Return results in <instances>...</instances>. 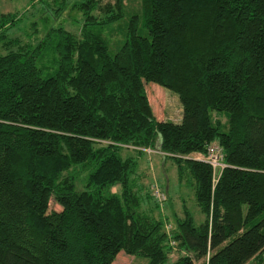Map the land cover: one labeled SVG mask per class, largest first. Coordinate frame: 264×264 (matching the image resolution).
Returning a JSON list of instances; mask_svg holds the SVG:
<instances>
[{
    "label": "trees",
    "instance_id": "1",
    "mask_svg": "<svg viewBox=\"0 0 264 264\" xmlns=\"http://www.w3.org/2000/svg\"><path fill=\"white\" fill-rule=\"evenodd\" d=\"M77 6L81 34L36 45L0 18V264H264V0H141L117 44L123 0ZM147 81L180 96V123L156 119ZM212 144L217 179L196 159ZM146 150L195 186L199 224L141 184Z\"/></svg>",
    "mask_w": 264,
    "mask_h": 264
},
{
    "label": "rangeland",
    "instance_id": "2",
    "mask_svg": "<svg viewBox=\"0 0 264 264\" xmlns=\"http://www.w3.org/2000/svg\"><path fill=\"white\" fill-rule=\"evenodd\" d=\"M69 4L66 11L56 12V8L51 3L47 4L43 0H0V18L3 15H13L18 17V21L11 23V28L6 30L8 38H20L24 42H30L36 45L40 39L54 28H64L67 31L81 34V29L84 25L83 12L78 9L77 2L80 0H68ZM126 6V16L119 20L114 29V41L117 44L118 40H122V36L118 34L123 29L128 30L130 15L138 13L141 0H123ZM102 4L108 2L115 3V0H101ZM123 24V25H122ZM4 31L0 28V32ZM109 32V31H108ZM139 33L143 36L148 35V31L140 27ZM116 50V49H115ZM146 89L150 95L151 104L155 117L158 121L181 122L183 119V104L180 96L161 85L146 82ZM223 123L227 122L224 116H217ZM128 153V152H126ZM130 155L138 157L139 173L142 176L141 184L145 188L147 186L158 187L166 196V200L160 201L163 205L164 215L170 219L172 223L176 218L185 217L188 211L197 219L199 224L200 213L197 206L195 186L189 185L186 181L180 182L178 168L172 159L165 158L158 151L146 150L141 155H136L135 151H130ZM221 170H217L219 176ZM81 189V187L79 188ZM119 188L113 189L114 192H119ZM159 202V199L157 200ZM153 207L152 204H150ZM50 210L60 211L61 207L54 201L50 204ZM168 225L170 223L168 222ZM179 258V253L174 252L171 255L169 264H172ZM149 259L137 257L121 252L117 255L114 264H149ZM248 264H256V260Z\"/></svg>",
    "mask_w": 264,
    "mask_h": 264
},
{
    "label": "built area",
    "instance_id": "3",
    "mask_svg": "<svg viewBox=\"0 0 264 264\" xmlns=\"http://www.w3.org/2000/svg\"><path fill=\"white\" fill-rule=\"evenodd\" d=\"M196 159L210 164L214 169L215 172L214 176L216 179H217V170L218 169L222 170L226 167V165L224 164L223 148L218 144L210 145L207 149L206 155L205 156L198 155L196 156ZM153 195L157 200L159 199V202L161 201L163 203V201L166 200L165 194L156 186L153 187Z\"/></svg>",
    "mask_w": 264,
    "mask_h": 264
},
{
    "label": "crops",
    "instance_id": "4",
    "mask_svg": "<svg viewBox=\"0 0 264 264\" xmlns=\"http://www.w3.org/2000/svg\"><path fill=\"white\" fill-rule=\"evenodd\" d=\"M150 102H151V99H150ZM175 123H180V122H175Z\"/></svg>",
    "mask_w": 264,
    "mask_h": 264
}]
</instances>
